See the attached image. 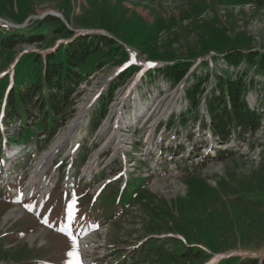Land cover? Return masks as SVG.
Listing matches in <instances>:
<instances>
[{
	"label": "rangeland",
	"instance_id": "obj_1",
	"mask_svg": "<svg viewBox=\"0 0 264 264\" xmlns=\"http://www.w3.org/2000/svg\"><path fill=\"white\" fill-rule=\"evenodd\" d=\"M0 19V264L264 259V75L250 68L244 77L254 84L244 100L261 119L242 140L233 133L230 141L215 142L208 128L201 130L209 122L203 99L192 107L184 98L195 76L209 94L217 74L234 78L249 69L241 64L227 72L222 57L231 50L264 52V5L249 0H0ZM102 31L122 49L115 56L102 49L85 62L61 128L15 143L18 123H4L8 91L41 76L46 54H61L74 37ZM16 34L39 40L1 46L3 38ZM211 58L209 67L202 65ZM178 61L192 64V74L181 82L145 76ZM131 66L137 69L130 78L114 83ZM112 87L106 111L93 117L98 100ZM78 182L76 195L87 185L91 196L105 192L97 215L102 227L86 254L37 221L38 212L49 207L45 214L62 223L80 218L79 231L60 225L64 235L78 238L92 228L94 221L79 212L75 194L63 196ZM12 209L14 217L3 222Z\"/></svg>",
	"mask_w": 264,
	"mask_h": 264
},
{
	"label": "trees",
	"instance_id": "obj_2",
	"mask_svg": "<svg viewBox=\"0 0 264 264\" xmlns=\"http://www.w3.org/2000/svg\"><path fill=\"white\" fill-rule=\"evenodd\" d=\"M249 1L264 5V0ZM61 25V29L69 34L65 26ZM37 40H39L38 37L25 38L19 34L9 35L1 40V46L11 49L19 42L30 43ZM102 49H107L105 55L115 56L116 52L122 48L117 42L105 35L76 36L65 45L61 54L56 51L45 55L41 76L33 78L34 80L32 79L30 83L17 92L8 91L4 123L10 126L18 121L19 133L14 136L17 138H14L16 140L13 139L15 143L33 141L35 137H39L40 133L47 137L46 135H50L56 129L61 128L64 118L62 112L66 109L73 91L81 81L85 62L93 55L101 53ZM122 55L125 57L127 54L125 52ZM222 59L228 67L227 72H230L231 68H238L241 64L248 66L249 69L239 71L240 74L234 78L217 74L216 85L209 94H205V89L202 88V80L195 74L194 81L184 88V98L189 105L195 107L201 99H203V103L205 102L209 122L202 128L208 127L218 143L230 141L233 133L236 134V139L242 140L248 131H254L258 127L261 117L244 100L247 91L254 84L252 81L245 82L244 77L250 68H253V72L257 75H264V52L243 54L237 50H231ZM213 60L211 58L209 61H203L202 65L209 67ZM191 67L190 61H178L158 69L147 70L145 76L152 80L163 78L175 84V82H181L189 74H192ZM136 69V66L128 67L117 76L114 83L122 84L130 78ZM113 90L114 87L110 88L109 92L103 94L98 100V108L93 117H99L101 113L106 111L111 102ZM33 109L38 110V114L35 116L31 115ZM29 119L34 121V126L31 121V123L28 122ZM223 264H264V259L226 261Z\"/></svg>",
	"mask_w": 264,
	"mask_h": 264
},
{
	"label": "bare ground",
	"instance_id": "obj_3",
	"mask_svg": "<svg viewBox=\"0 0 264 264\" xmlns=\"http://www.w3.org/2000/svg\"><path fill=\"white\" fill-rule=\"evenodd\" d=\"M52 13L55 15L57 14L56 12H53ZM227 64V63H226ZM206 111V110H205ZM53 150V149H52ZM15 212H16V209H12L10 210L3 218V222H7L8 220L12 219L15 215ZM15 222V221H14ZM92 238H84L80 241V247H81V250L85 253H87V251H90L92 250L91 248V245H92Z\"/></svg>",
	"mask_w": 264,
	"mask_h": 264
}]
</instances>
